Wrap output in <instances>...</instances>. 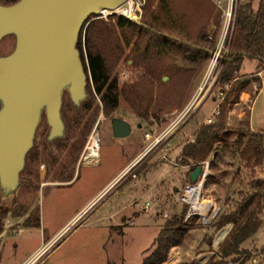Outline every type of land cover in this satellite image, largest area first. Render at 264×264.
I'll use <instances>...</instances> for the list:
<instances>
[{"label": "rangeland", "instance_id": "rangeland-1", "mask_svg": "<svg viewBox=\"0 0 264 264\" xmlns=\"http://www.w3.org/2000/svg\"><path fill=\"white\" fill-rule=\"evenodd\" d=\"M154 1L153 10L159 0ZM235 1L210 0L218 17L207 25V37L217 44L215 51H221L220 57L229 39ZM259 1L253 0L256 10ZM146 3L147 0H142L143 16ZM182 10L188 12V26L191 29L205 21L196 9L190 12L182 7ZM130 17L133 18L134 14H130ZM111 20L115 22L114 18ZM14 47L15 37H5L0 42V57L12 53ZM125 58H121L114 72L120 86L132 84L138 76L130 67L131 61L127 63ZM218 65L219 61L212 56L205 67L197 71V79L182 109L176 106L166 110L159 120L150 116L141 120L133 113L127 100L121 99L119 109L107 118L102 114L101 107L98 120L88 136L85 132L87 121L78 117L83 112L77 114L81 109H75L71 100L64 98L70 101V106L63 107L70 124L66 122V137L51 148L59 163L52 160L50 151L45 148L49 128L44 118L35 140V157L26 161L30 170L25 173L24 179L30 181L22 183L24 186L18 197L6 203L9 209L20 204L29 211L22 218L11 215L6 218L3 232L0 233V264H24L47 247L45 264H142L156 249L155 240L166 222L179 215L184 207L180 198L189 183L186 171H190V168L181 163L182 148L193 141L199 126L207 124L206 121L224 100L225 94H221V91L231 88L217 84ZM256 67V61L245 60L239 76L244 80L257 77L260 81L248 86L240 98L236 95L231 97V103L227 106V126L233 129L249 118L251 130L264 134V73L256 76L264 69L250 74L255 72ZM164 78L168 77H163L165 83L169 81ZM88 94L89 102L92 100L89 89ZM178 96L180 98L182 95ZM196 98L193 109L173 129L183 111ZM99 101L98 98L97 104H100ZM115 118L130 124L132 133L126 138L115 137L112 126ZM94 130L99 136L100 157L96 164L85 162L84 165L80 162L81 157ZM233 131H227L222 141L233 142L236 138ZM146 132L153 137L164 134V139L156 148H150V141L145 138ZM82 143L83 150L78 151ZM76 156L78 160L72 165ZM133 159L134 162L138 161L136 166L110 188L130 168ZM206 162L210 167L202 196L221 207V213H229L238 201L253 192L249 186L253 179L264 178L261 170L253 175L250 171L242 170L240 177L236 178L243 164L236 150L224 143L217 145ZM50 169L52 172L49 175ZM64 172V178L59 177ZM147 203L150 204L148 210L145 209ZM29 216L32 225L26 228ZM262 219L259 232L242 245L247 255L232 256L226 260L227 264H264V215ZM185 223L189 226V233L179 246V251H171V264L192 261L195 264L207 263L225 241L216 246L218 235L227 228L231 232L233 227L230 224L217 230L214 224L204 226L197 218ZM207 236L213 237L212 249L202 243Z\"/></svg>", "mask_w": 264, "mask_h": 264}, {"label": "trees", "instance_id": "trees-1", "mask_svg": "<svg viewBox=\"0 0 264 264\" xmlns=\"http://www.w3.org/2000/svg\"><path fill=\"white\" fill-rule=\"evenodd\" d=\"M18 1L20 0H0L3 5ZM154 3V0H147L145 13L139 24L118 16L108 20L92 16L82 29L77 48L81 52L88 75V89L92 100L84 103L77 114L83 112L78 117L87 121L86 136L97 122L101 107L102 114L107 118L119 109L121 99L127 100L133 113L141 120L148 116L159 120V116L166 110L176 106L182 109L187 103V94L197 79V71L203 69L208 59L214 55L217 44L208 40L207 25L216 21L218 15L210 0H159L153 10ZM182 7L189 11L196 9L205 21L199 22L194 29L189 28L188 12L183 11ZM233 10L229 39L223 56L217 60V84L231 88L221 91L225 98L219 105L220 114L217 119L210 125L199 126L193 141L182 148L180 159L182 164L190 168L189 184H192L191 173L206 163L220 143L235 149L243 164V168L236 173V178L240 177L242 170L250 171L252 175L257 170L264 173V134L251 130L249 118L233 129L227 126V106L231 103V97L236 95L240 98L248 86L260 81L257 77L244 80L239 76L245 60L257 61L258 70L264 69V0L259 1L257 10L254 9L253 0H237ZM113 18L115 22H112ZM128 50L130 52L126 54ZM123 56L127 63L131 61L130 67L138 76L132 84L120 86V80L114 72ZM165 76L169 79L166 83L163 81ZM178 95L182 96L178 98ZM98 98L100 104H97ZM69 103L66 100L64 106H70ZM62 114L69 125V117L63 110ZM231 130H234L235 140L223 142L222 136ZM61 142L59 139L55 145ZM83 147L84 143L77 148L78 151L83 150ZM45 148L58 164L59 159L47 143ZM34 149L28 154L26 161L35 157ZM77 160L78 156L72 160V165ZM29 170L30 167L26 164L25 172L21 175L22 183L30 181L24 179ZM67 170L66 168L65 171ZM51 172L50 169L49 175ZM65 173H61L59 177L64 178ZM249 186L252 193L238 201L229 213L220 211L213 221L217 230L230 224L233 227L220 250L205 264H227L226 260L232 256L247 255L248 252L242 250V245L255 236L263 225L264 178L253 179ZM188 209L189 205L184 204L181 213L166 222L155 240L156 249L142 264H169L171 251L180 248L189 233V226L185 223ZM28 211L29 208L20 204L9 209L0 199V233L3 232L7 217L11 215L13 218H22ZM31 216L27 219L26 228L32 225ZM202 243L212 249L213 237H205Z\"/></svg>", "mask_w": 264, "mask_h": 264}, {"label": "water", "instance_id": "water-1", "mask_svg": "<svg viewBox=\"0 0 264 264\" xmlns=\"http://www.w3.org/2000/svg\"><path fill=\"white\" fill-rule=\"evenodd\" d=\"M128 0H20L0 2V42L15 37L14 51L0 57V199H16L24 184L28 154L46 118L50 148L67 135L65 96L80 110L90 98L88 75L77 44L92 16L120 9ZM214 54H220L218 51ZM167 81V78H164ZM114 135L132 131L114 119ZM141 128V126H139ZM203 171L190 175L193 185ZM229 235V234H228ZM227 235V236H228Z\"/></svg>", "mask_w": 264, "mask_h": 264}, {"label": "built area", "instance_id": "built-area-1", "mask_svg": "<svg viewBox=\"0 0 264 264\" xmlns=\"http://www.w3.org/2000/svg\"><path fill=\"white\" fill-rule=\"evenodd\" d=\"M141 6H142V0H132V3H126L125 5H123L120 9L115 10V11H102L101 15L98 16V19H104V20H108L110 17H114V16H118V17H123L126 18L127 20L139 24L141 19H142V12H141ZM128 10H133L134 12V17H130L127 13ZM233 15V14H232ZM220 54L221 51L217 50ZM216 52V51H215ZM220 54H214L213 57L216 59V61L220 58ZM260 75V74H259ZM198 98H196L195 100H192V102L189 104V106L186 107V109L183 111V114L180 116V118L176 121V123L172 126L173 129L185 118L187 117V115L190 113V111L193 109V106L195 105L196 101ZM219 108V107H218ZM214 110V112L211 114L210 118L206 121V123L208 125H210L211 123L214 122V119L216 118V116H219L220 111L219 109ZM145 138L150 141V144L148 145V147L150 148H156V146L160 145V143L163 141L164 139V134H160V136L158 137H153L151 133L146 132L145 133ZM97 143V147L99 148V136H98V132L96 133L95 130L93 131V134L91 136V138L89 139L87 145L85 146V151L81 157V163H83L85 165V162L87 160V158L92 154V147L94 145V143ZM99 150V157H100V148ZM98 159L93 163L96 164L99 160ZM138 163V161L133 162L132 165L130 166V168H128L122 175L121 178L126 176L128 172L131 171V169L133 167L136 166V164ZM90 165V166H93ZM203 167V171L201 173V175L198 178L197 183H195V185L193 184H188L187 186H185L184 191L181 195L180 201L183 202L184 204L189 205V209H188V214L186 217L187 221H191V220H195L196 218L199 219L202 223V225L204 226H208L210 224L213 223V221L218 217V215L220 214L219 212L221 211V207H219L216 203H214L213 201H208L206 199H204V197L202 196V192L206 186V182H207V178L209 175V167L210 164L208 162L204 163L202 165ZM134 178H136V176H133ZM191 194V196H190ZM198 198L200 204L195 205L194 201L195 199ZM206 201H208L206 203ZM150 206L149 203L146 204L145 209L148 210V207ZM48 248V247H47ZM47 248H45L43 251H41L40 253H38L36 256H34L33 258H31L30 260H28V262L24 263V264H45V254L47 252Z\"/></svg>", "mask_w": 264, "mask_h": 264}, {"label": "bare ground", "instance_id": "bare-ground-1", "mask_svg": "<svg viewBox=\"0 0 264 264\" xmlns=\"http://www.w3.org/2000/svg\"><path fill=\"white\" fill-rule=\"evenodd\" d=\"M126 3H129V4H131L132 3V0H128ZM125 3V4H126ZM124 4V5H125ZM133 12V10H128L127 11V13H128V15L130 16V14L132 15V14H134V12ZM98 145H97V143L95 142L94 143V145H93V147H92V154L87 158V160H86V162L87 163H91V164H93L97 159H98V157H99V148L97 147ZM97 159H96V158ZM93 158V159H92ZM95 158V159H94ZM93 160V161H92ZM190 196H191V194H190ZM206 202H208V201H206ZM194 204L195 205H198V204H200V202H199V199L198 198H196L195 199V202H194ZM229 232H230V229L229 228H227V229H225L224 231H222L219 235H218V237L216 238V240H215V245L216 246H218L220 243H222L224 240H225V238L227 237V235L229 234ZM219 247V246H218ZM206 258V257H205ZM203 260V259H202Z\"/></svg>", "mask_w": 264, "mask_h": 264}, {"label": "crops", "instance_id": "crops-1", "mask_svg": "<svg viewBox=\"0 0 264 264\" xmlns=\"http://www.w3.org/2000/svg\"><path fill=\"white\" fill-rule=\"evenodd\" d=\"M256 63H257V67H256L255 72L250 73V74H254V73H256V72L258 71V65H259V64H258L257 61H256ZM263 73H264V72L262 71V72L259 73L260 75L257 74V76H261V74H263ZM242 74H247V73H243V72H242ZM250 74H249V75H250ZM213 101H214V100H213ZM151 124H152V123H151ZM188 137H190V136H188ZM188 137H187V138H188ZM138 156H139V155H138ZM138 156H137V157H138ZM137 157H136V158H137ZM136 158H135V159H136ZM135 159H133V162H134ZM131 163H132V162H131ZM130 165H131V164H130ZM130 165H129V166H130ZM126 169H127V168H126ZM186 172H187V175H189V172H190V171H186ZM120 179H121V176H120L118 179H116V180L112 183V185L110 186V188H111L112 186H114L115 184H117L118 181H119ZM120 182H121V181H120ZM188 184H189V183H188ZM188 184H187V185H188ZM187 185H186V186H187ZM110 188H109L108 190H106L104 193H107V192L110 190ZM104 193H103V194H104ZM103 194H102V196H103ZM206 203H207V202H206ZM179 249H180V248H175V249H173V250H174V251H179ZM169 261H170V264L173 263V262H172V261H173L172 256L170 257V260H169ZM254 262H256V261H254ZM256 263H257V262H256Z\"/></svg>", "mask_w": 264, "mask_h": 264}]
</instances>
